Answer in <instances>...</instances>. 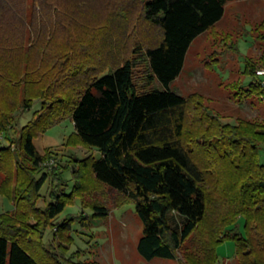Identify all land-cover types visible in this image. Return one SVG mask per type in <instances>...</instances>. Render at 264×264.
<instances>
[{"label": "trees", "instance_id": "trees-1", "mask_svg": "<svg viewBox=\"0 0 264 264\" xmlns=\"http://www.w3.org/2000/svg\"><path fill=\"white\" fill-rule=\"evenodd\" d=\"M31 1V24L33 16L45 8L61 16L57 10L61 0ZM74 1L79 7L84 0ZM227 2L126 0V15L137 14L136 23L143 20L155 27L158 39L146 44L134 41L129 55H121V47L113 43L109 56L104 51L92 59L75 52V44H70L57 53L49 68L53 75L38 79L28 73L11 76L3 69L11 76L5 80L6 74L0 72V133L15 126V110L29 108L33 99L41 101L39 111L20 128L18 149L0 146V195L13 205L0 213V264H102L81 260L78 252L68 254L73 243L71 219L54 222L72 194L49 189L43 206H38L41 186L50 175L59 180L60 168L59 164L50 170L40 168L51 152L39 154L33 138L63 118L73 122V144L96 148L100 154L80 163L72 158L65 164L71 165L74 175L78 164L81 170L82 187L77 189V184L73 193L91 210L90 216H81L82 227H90V218H108L111 209L91 198L92 185L105 186L123 197L117 207L134 206L142 224L136 250L146 261L165 258L177 264H218L216 247L231 240L237 264H264V166L257 159L264 122L223 124L199 94L183 97L170 89L191 42L221 19ZM18 4V0H0L2 16L7 12L4 16L12 14V22L15 17L23 19L24 8ZM261 26L264 21L256 30ZM41 29L35 38L30 34L39 45H46L36 51L38 59L43 49L49 51L45 39L58 35L52 28ZM23 36L25 41L27 35ZM257 38L264 44V33ZM20 40L14 54H10L14 42H1L0 59L5 60L0 67L36 50L37 46H25ZM230 44L228 48L234 46ZM143 66L139 84L135 71ZM258 66H264V48L256 61L245 57L243 73L251 76L247 87L230 84L238 100L264 96L255 73ZM189 106L195 117L193 131L187 129ZM209 166L211 173L205 168ZM210 182L211 188L206 189ZM174 215L179 224L172 223ZM49 227L54 238L46 242L43 236Z\"/></svg>", "mask_w": 264, "mask_h": 264}, {"label": "rangeland", "instance_id": "rangeland-1", "mask_svg": "<svg viewBox=\"0 0 264 264\" xmlns=\"http://www.w3.org/2000/svg\"><path fill=\"white\" fill-rule=\"evenodd\" d=\"M18 1V6L24 8L23 19L15 17L12 22L10 20L11 17L13 18L12 14L4 16L7 14L4 12L2 16L0 12V34L2 35L0 44L3 45L2 41L7 44L8 41L14 42L13 46L15 45V47L10 53L14 54L17 52V46L21 43V37L23 40V35H27L25 39L28 41L23 40L25 46L32 43L30 47L35 45L37 48L29 51L26 55H21L20 59L11 62V65L7 63L8 67H0V72L6 74V70H9L11 76L15 75V77L21 78L28 73L38 79L43 75H53L49 68H52L57 53L62 52V48L70 44H75L73 46L75 52L82 55V52L87 53L92 59L95 54L104 55L105 52L109 56V48L113 47L109 45L113 43L115 47H121V50L118 49L121 51V55H129L131 44L134 41L141 40L146 44L158 39L159 33L155 27L143 20L136 23L137 14L126 15V0H84L79 7L75 6L74 0H61V4L57 7L61 15L59 18L56 17L54 10L45 8L39 12L37 17L33 16V24H31L32 7H30L32 1ZM58 20L61 25L57 24ZM263 21L264 0H228L221 19L191 42L184 58L182 70L171 82L170 89L183 97L192 93L199 94L223 124L236 126L240 121L264 122V96L253 95L238 100L235 94L236 90L230 86V84L238 83L247 87L251 81V76L243 73L244 62L245 57L256 61L263 51L264 44L257 37L264 33V26L256 30ZM11 27L16 28L15 31ZM43 27L52 28L56 31L53 33H58V35L53 39H45L49 42V51L43 49L47 51L42 58V50L40 59H38L36 51L46 45H39V41H34L31 35L35 38L37 30L40 31ZM71 35L74 36V40ZM227 43L234 46L228 48ZM3 58L1 57L0 62L5 60ZM9 60L12 59L9 58ZM142 68L144 66L135 71L136 82L139 84H141L140 76L143 75ZM257 68H264V66ZM32 70L35 74H32ZM0 75L2 76L1 73ZM11 76L6 74L5 80ZM154 86L159 85L155 82ZM40 106V99H33L29 108L15 110L13 114V125L15 126L6 131L7 137H5V133H0V146H10L12 150L16 151L19 145L20 128L32 118L37 110L39 111ZM188 111L187 129L193 131L196 124L195 117L192 116V106H189ZM74 133L71 119L63 118L33 138L34 147L39 154L43 155L45 151L51 152V158L44 160L40 164V168L50 170L52 166L58 164L60 168L58 169L59 180L50 175L41 186L39 191L41 200L38 206H43V199L48 197L49 189H64L65 195L71 196L72 194L71 199L69 198L70 201L65 204L63 210L54 219V222L57 223H61L67 218L71 219L73 243L69 246L68 254L78 252L81 260L95 259L102 264H157L158 261H162L164 264H177L175 260L165 258L146 261L138 254L136 246L142 234V224L131 203L117 207L122 203L123 197L113 189L92 185L91 198L107 205L111 209L110 214L106 219L92 218L93 224L88 228L80 225L81 216H90L91 210L85 206L84 200L79 194L73 193L77 184V189L82 187L78 181L81 171L79 164L74 168L75 175L71 165L66 167L65 164L72 158L80 163L90 156L98 158L100 154L96 148L73 144L71 140ZM187 134L190 135V133ZM257 159L264 166V142L259 144ZM205 168L210 169V173L212 172L213 168L210 166ZM1 178L0 174V180ZM207 181L208 179L204 182L206 187ZM212 183H208L206 189H210ZM12 208V204L0 195V213L10 211ZM172 223L179 224L177 216H173ZM238 224L241 228L243 220L240 219ZM51 229L49 227L44 232L43 238L46 242L54 238ZM235 253V245L231 240L223 241L216 247V254L220 261L223 259L232 261L235 258ZM222 264H237V261L235 258L232 262H222Z\"/></svg>", "mask_w": 264, "mask_h": 264}, {"label": "built area", "instance_id": "built-area-1", "mask_svg": "<svg viewBox=\"0 0 264 264\" xmlns=\"http://www.w3.org/2000/svg\"><path fill=\"white\" fill-rule=\"evenodd\" d=\"M255 73L260 83L264 86V68H257Z\"/></svg>", "mask_w": 264, "mask_h": 264}, {"label": "crops", "instance_id": "crops-1", "mask_svg": "<svg viewBox=\"0 0 264 264\" xmlns=\"http://www.w3.org/2000/svg\"><path fill=\"white\" fill-rule=\"evenodd\" d=\"M11 203V202H10ZM12 204V203H11ZM12 207H13V205H12ZM90 222H91V224H93V219L92 218H90ZM153 260H155V259H152V260H150V261H153ZM235 260V258L232 260V261H234ZM232 261H229V260H222V261H220L219 262V264H222V262H227V263H229V262H232ZM157 264H164L162 261H158V263Z\"/></svg>", "mask_w": 264, "mask_h": 264}]
</instances>
